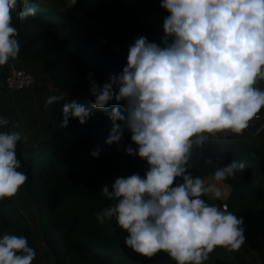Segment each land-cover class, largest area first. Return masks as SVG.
Instances as JSON below:
<instances>
[{
    "label": "clouds",
    "instance_id": "1",
    "mask_svg": "<svg viewBox=\"0 0 264 264\" xmlns=\"http://www.w3.org/2000/svg\"><path fill=\"white\" fill-rule=\"evenodd\" d=\"M76 3L65 0L66 8ZM160 6L168 12L161 43L136 38L122 71L102 85L88 74L93 107L111 121L105 143L118 144L131 133L137 147L128 145L125 153L148 165L143 176L118 177L111 190L102 187L115 203L96 218L101 224L115 218L127 233L126 246L143 256L164 251L176 264H204L217 246L238 251L245 243L243 218L204 199H223L224 182L245 165L232 160L209 181L193 175L190 161L210 139L242 135L264 109V0H161ZM36 12L30 0H0V66L21 52L13 21ZM67 96H49L45 107ZM110 102H124L123 111L109 109ZM70 118L83 125L90 109L66 103L60 127H68ZM9 123L0 116V129ZM22 139L27 136L20 131L0 130V200L28 180L17 158ZM35 258L26 237L0 234V264H33Z\"/></svg>",
    "mask_w": 264,
    "mask_h": 264
},
{
    "label": "trees",
    "instance_id": "2",
    "mask_svg": "<svg viewBox=\"0 0 264 264\" xmlns=\"http://www.w3.org/2000/svg\"><path fill=\"white\" fill-rule=\"evenodd\" d=\"M30 3L36 7V15L13 21L21 43L16 65L36 78L31 69L20 64L38 63L57 95L68 94L67 99L53 105L51 132L35 142L22 139L17 143L19 170L28 176L17 194L24 195L31 205L47 251L56 264H176L164 251L152 257L135 252L126 246L127 233L115 218L104 224L96 218L115 203L100 192L102 187L107 185L111 190L118 177L143 176L148 165L138 155L125 153L126 146L137 147L130 140L131 133L126 132L118 144L105 143L111 121L93 107L88 74L93 73V79L102 85L126 65L127 60L105 43L110 37L128 46L139 36L161 43L162 30L152 13L155 0H77L78 13L48 0ZM84 21L102 32L96 35ZM1 78H5L3 73ZM73 100L90 109V118L83 125L70 118L68 127H60L63 106ZM123 103L107 106L123 111ZM0 116L10 115L0 106ZM0 130L11 131L13 127L10 123ZM96 149L100 150L98 157L91 154ZM232 160L244 163L245 168L224 182L229 189L227 210L242 217L243 226L254 233L253 260L264 264V128L248 140L231 133L226 139H210L204 149L194 150L190 171L203 179L212 178L218 168ZM204 199L221 208L224 204L221 199ZM4 233L22 235L36 249L34 229L15 195L0 200V234ZM210 264L235 263L215 255Z\"/></svg>",
    "mask_w": 264,
    "mask_h": 264
},
{
    "label": "rangeland",
    "instance_id": "3",
    "mask_svg": "<svg viewBox=\"0 0 264 264\" xmlns=\"http://www.w3.org/2000/svg\"><path fill=\"white\" fill-rule=\"evenodd\" d=\"M48 1L53 2L55 5H57V7H62L64 9H67L65 5V0H48ZM152 8H153V4H152ZM68 9L78 13V9L75 5ZM105 43H110L112 49L120 53L119 48L120 47L122 48V46L118 45L117 42H114L113 39H111V37L106 39ZM1 73H3L6 76V64L0 66V74ZM40 79H42L41 76ZM4 80L5 78L0 79V106L3 107L5 110H7V112H9L10 116H7L9 118L7 117L5 118L9 119L11 126L13 122L18 123L20 125L19 128H13V130L20 131L22 133V136H27V140H30L32 142L44 138L46 134H48L54 129L53 125L51 124V115H52V108L55 102H53V104L51 105V112L49 115L50 120L46 122L42 114L44 108H42L40 105L41 102L43 101L42 94H38L35 92L37 96H35L36 97L35 101L34 100L32 101L31 98H33L34 95L32 96L30 95L33 94L34 91L37 89L31 91L30 93H25V94L22 93L26 92V90L21 91L20 93L10 92L5 89ZM49 84L51 88V93H53V95H57L56 88L50 82ZM34 85H36V82ZM259 86L264 88V82H261ZM37 99H38V103H37ZM261 111L262 113L260 115L257 114L259 116V119H256L254 117L253 120L250 122L249 127L246 130H244L242 135H237L238 137L248 140L252 137H256L257 131L264 128V109H262ZM205 179L211 181L210 177H206ZM226 190L228 194L229 189L227 186H226ZM15 198L21 211H23L29 217L30 224L34 229V235L36 241L35 264H56L54 262L53 256L47 251V248L43 242L39 230L38 221L32 218L31 205L27 202L26 197L24 195L22 196L16 194ZM226 198L227 195L223 199H221L224 203L222 208L226 205V201H225ZM244 229H245L244 231L245 243L241 246V248L238 251H228L226 248L221 246L217 251H213L209 254V259L205 261L204 264H210V262L213 260V257L215 255L216 256L218 255L224 259H228L234 262L235 264H259L257 260H253V256L255 254L254 244L256 241V236L252 231L248 230L246 227H244Z\"/></svg>",
    "mask_w": 264,
    "mask_h": 264
},
{
    "label": "crops",
    "instance_id": "4",
    "mask_svg": "<svg viewBox=\"0 0 264 264\" xmlns=\"http://www.w3.org/2000/svg\"><path fill=\"white\" fill-rule=\"evenodd\" d=\"M161 1L159 0H155V4H153V8H152V13H153V16H154V20L156 22V25L158 27H160V29L162 30V34L164 35L163 33V29H162V25H163V20L164 18L168 15V12L163 9L161 6ZM118 45H121L122 48L120 47L119 48V54H121L126 60H127V54H128V48L129 46L126 45V44H121V43H118ZM116 49V48H115ZM15 63L17 64V60H14ZM23 68H27V69H31L34 73H35V76H36V85H34L33 87H31L30 89L26 90V92L22 93V94H25V93H30L31 91H34L33 94H31L30 96L34 95L32 99V101L36 99L35 96H37L36 93L38 94H42V98H43V101L41 102V107L44 108L42 114H43V118L46 122H48V120H50V112H51V105L49 106V108H46L45 107V101L47 100V98L49 96H52L53 93H51V88H50V84H49V81H48V76L47 74L45 73L44 74V71L42 70V66H40L38 63H32V62H21L20 64ZM40 74V75H39ZM40 76L42 77V79H40ZM42 81V82H41ZM38 82V83H37ZM22 91H25V90H22ZM19 93L21 91H18ZM36 92V93H35ZM37 103H38V99H37ZM38 104V105H39Z\"/></svg>",
    "mask_w": 264,
    "mask_h": 264
},
{
    "label": "built area",
    "instance_id": "5",
    "mask_svg": "<svg viewBox=\"0 0 264 264\" xmlns=\"http://www.w3.org/2000/svg\"><path fill=\"white\" fill-rule=\"evenodd\" d=\"M36 79L29 71L19 68L13 60L6 63L4 87L7 91L18 92L31 88Z\"/></svg>",
    "mask_w": 264,
    "mask_h": 264
},
{
    "label": "water",
    "instance_id": "6",
    "mask_svg": "<svg viewBox=\"0 0 264 264\" xmlns=\"http://www.w3.org/2000/svg\"><path fill=\"white\" fill-rule=\"evenodd\" d=\"M84 24H85V26L92 28V30L94 31V33L96 35L101 33V29L98 28L95 24L90 23V22H86V21H84ZM261 113H262V111L260 113H258V115H260Z\"/></svg>",
    "mask_w": 264,
    "mask_h": 264
}]
</instances>
